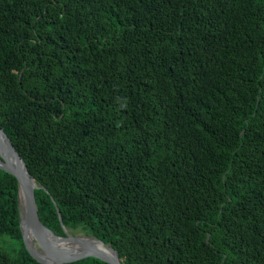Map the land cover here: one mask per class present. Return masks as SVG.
Here are the masks:
<instances>
[{
  "label": "trees",
  "instance_id": "16d2710c",
  "mask_svg": "<svg viewBox=\"0 0 264 264\" xmlns=\"http://www.w3.org/2000/svg\"><path fill=\"white\" fill-rule=\"evenodd\" d=\"M0 127L55 235L264 264V0H0ZM0 264H40L1 168Z\"/></svg>",
  "mask_w": 264,
  "mask_h": 264
},
{
  "label": "water",
  "instance_id": "95a60500",
  "mask_svg": "<svg viewBox=\"0 0 264 264\" xmlns=\"http://www.w3.org/2000/svg\"><path fill=\"white\" fill-rule=\"evenodd\" d=\"M0 141H2L7 148L8 156L0 148V168L8 174L14 176L18 182V208L20 215V227L24 239L25 246L29 254L37 260L40 264H70L81 261L86 258H97L108 264H122L118 253L106 245L104 242L92 237H84L86 239L92 238L97 240L101 247H85L83 238L74 237L67 233L66 236L60 237L55 235L50 229L45 227L39 218L38 206L35 198V189L37 185L35 180L30 176L27 165L17 152L4 129L0 127ZM25 218L30 226V231L34 236V243L40 248V253L49 261L42 259L27 242L25 231L22 225V220ZM49 231L55 238V243H60L69 246L82 247L78 252L72 255H64L54 247L48 245L43 239V232Z\"/></svg>",
  "mask_w": 264,
  "mask_h": 264
},
{
  "label": "bare ground",
  "instance_id": "6f19581e",
  "mask_svg": "<svg viewBox=\"0 0 264 264\" xmlns=\"http://www.w3.org/2000/svg\"><path fill=\"white\" fill-rule=\"evenodd\" d=\"M0 148L2 149V151L7 155L8 154V151H7V148L5 147L4 143L2 141H0ZM8 156V155H7ZM22 225H23V228H24V231H25V236H26V239H27V242L29 243V245L31 246V248L42 258L44 259L46 262H49L43 254H41L39 251L36 250V245L34 243V236L32 234V232L30 231V226L27 222V220L25 218H23L22 220ZM43 239L46 241V243L52 247H54V249L58 250L59 252H61L62 254L64 255H72L76 252H78L82 247H76L75 245L74 246H69V247H66L67 245H64V244H60V243H55V238L53 237V235L45 230L43 232V235H42ZM84 241V246L85 247H96V248H99L101 247V244L95 240V239H86V238H83L82 239Z\"/></svg>",
  "mask_w": 264,
  "mask_h": 264
},
{
  "label": "rangeland",
  "instance_id": "374dc122",
  "mask_svg": "<svg viewBox=\"0 0 264 264\" xmlns=\"http://www.w3.org/2000/svg\"><path fill=\"white\" fill-rule=\"evenodd\" d=\"M67 233H69L70 235L74 236V237H81V238H84V237H87L82 231L80 230H77V231H72V230H69L67 229ZM91 239V238H89ZM36 250L37 251H40V248L38 247V245H36Z\"/></svg>",
  "mask_w": 264,
  "mask_h": 264
}]
</instances>
